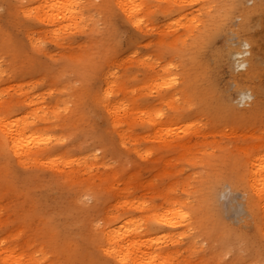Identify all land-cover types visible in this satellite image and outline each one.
<instances>
[{
	"label": "rangeland",
	"instance_id": "rangeland-1",
	"mask_svg": "<svg viewBox=\"0 0 264 264\" xmlns=\"http://www.w3.org/2000/svg\"><path fill=\"white\" fill-rule=\"evenodd\" d=\"M186 1L170 11L166 2L151 1L140 26L117 10L106 22L93 13L54 34L31 17L12 16L0 0V32L12 59L2 100L18 99L15 113L46 107L39 133L62 137L66 150L52 163L0 154V264H103L106 257L85 251L110 215L157 226L152 233L160 236L164 225L150 212L177 201L197 206L221 180L215 207L240 233V253L215 261L200 250L207 244L187 251L176 238L167 242L180 249L171 263L264 264L259 246L244 240L259 235L264 242V207L253 206V213L247 205L254 188L244 175L253 163L264 173V0H246L260 4L246 31L234 29L241 23L236 15L214 35L205 29L214 6ZM22 46L34 52L32 60ZM110 70L109 101L122 104L118 123L103 106H90L87 95L91 85L106 87ZM76 89L85 93L75 95ZM89 150L86 162L67 160ZM57 246L70 250L58 254Z\"/></svg>",
	"mask_w": 264,
	"mask_h": 264
},
{
	"label": "bare ground",
	"instance_id": "bare-ground-1",
	"mask_svg": "<svg viewBox=\"0 0 264 264\" xmlns=\"http://www.w3.org/2000/svg\"><path fill=\"white\" fill-rule=\"evenodd\" d=\"M3 1L8 4V9L10 7L12 16L16 17L17 15H22V17L25 18L31 17L44 25L52 33L59 34L58 32L66 29L79 27L90 17H93V13L99 15V20L101 22H106L107 19L111 20L113 16H119L117 10H121V14L128 17L129 22L136 26H140L142 22V11L147 6H151V1L166 2L167 5H165V8L167 11H170L173 7H177L183 0ZM23 1L25 3H23ZM185 1L186 0H184V2ZM245 2L246 0H195L193 3H200L202 5L206 3L208 7L214 6L213 10L215 11L213 12L215 19H209V23L205 26V29H207V31L210 29V32L214 35L230 26L232 18L236 15L241 17V23L234 29H240L241 31L244 28L243 30L246 31L245 25L247 20L253 13H256L260 9V4L255 3L252 6H247ZM220 9H222L221 13ZM234 31L239 32L236 30ZM208 43L209 41H207L206 46ZM200 47L203 48L202 45ZM22 49L25 55L32 60L34 52L26 50L24 46H22ZM8 52L7 40L0 32V87L4 79L3 76H7L8 72L12 71L10 68L12 59L8 56ZM99 76L102 77L101 72ZM112 76L113 71L110 70L107 72L105 78L106 87L102 88L97 85H91V92L87 93V95L90 106L93 108L99 105L103 106L110 114L113 113L116 115V120L114 122L118 123L121 119L119 110L122 104H111L109 101V97L114 88V85H112ZM173 81L174 79H172V82ZM179 89L181 88H176L174 90L178 93ZM83 93L85 92L80 89L74 90L75 95L80 96ZM2 94L3 91L0 88V114H4L2 119H0V154L3 157H17L20 162L43 160L52 163L56 161V158H58L61 153L66 152L64 148L60 149V146L63 147L61 145L63 142L62 137L55 136L51 139L49 136L39 133V129L45 130L42 126V122L47 119L48 114L46 113L48 111L46 107L15 113V110L22 106L21 103L18 99H14L13 97L2 100ZM224 104L227 108L233 110V106L230 102L225 101ZM34 117L35 120L33 121ZM74 124L75 122L71 116L64 126L67 136H69L68 129ZM84 131L87 130H80V133ZM82 138L84 137L82 136ZM80 140L83 141V139ZM77 145L79 146L78 143ZM86 152H84V154ZM93 152V150H89L84 158H69L67 160L86 162L88 156ZM0 172H2L1 169ZM3 172L7 174L5 171ZM263 174L264 173L255 163H253L248 172L244 173L247 177L248 184L254 188V190L250 188L251 193L249 191V194L245 198L247 205L253 213L255 212L253 206L259 205L260 207H264V203H260L264 201ZM229 180H231V178H229ZM233 185L237 186L234 183L230 186L233 187ZM222 190L221 180L212 186L208 194H202V196L198 198L197 206L194 205L188 209L186 204L188 203L187 201H177L175 205L164 208V211L148 212L150 217L155 218L164 225V227H162L164 234L160 236L152 233V231L159 230L157 226L150 227L141 223L137 218L125 219L120 216V214H112L108 217L107 223L101 227L96 226V231L90 243H88L85 253L87 257L93 258V255L99 252L106 257V261L103 262V264H114L112 260H116L121 264H128L129 262L136 264H172V255L179 252L180 249L177 247H167V242L177 238L183 241V248L187 251L195 250L198 243L203 245L207 244L205 249L200 250L204 251L209 259L212 258L215 261H220L218 260V256L222 253L226 254L231 252L233 256H235L239 254L241 250L240 246L237 245V241L240 239V233H238V230L230 223L218 216L220 213L217 207H215L216 194ZM253 192H255L257 200L252 198L251 194ZM259 228H261L264 233V220ZM260 237L259 235H255L254 237L246 235L244 240L252 244L256 243L261 249L262 255H264V242ZM200 247L202 248L201 245ZM69 250L70 246H57L56 248L58 254H64ZM198 251L199 250H195L194 252Z\"/></svg>",
	"mask_w": 264,
	"mask_h": 264
}]
</instances>
